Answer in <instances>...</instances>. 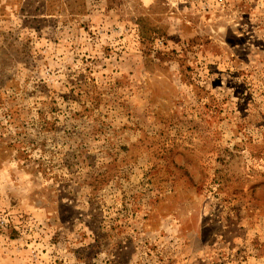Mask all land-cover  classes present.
Here are the masks:
<instances>
[{
    "label": "rangeland",
    "instance_id": "374dc122",
    "mask_svg": "<svg viewBox=\"0 0 264 264\" xmlns=\"http://www.w3.org/2000/svg\"><path fill=\"white\" fill-rule=\"evenodd\" d=\"M0 264H264V0H0Z\"/></svg>",
    "mask_w": 264,
    "mask_h": 264
},
{
    "label": "built area",
    "instance_id": "2783aa9c",
    "mask_svg": "<svg viewBox=\"0 0 264 264\" xmlns=\"http://www.w3.org/2000/svg\"><path fill=\"white\" fill-rule=\"evenodd\" d=\"M219 2H223L224 0H218Z\"/></svg>",
    "mask_w": 264,
    "mask_h": 264
}]
</instances>
